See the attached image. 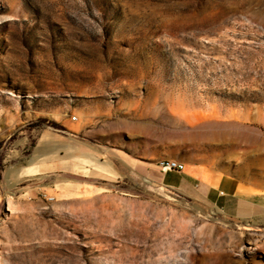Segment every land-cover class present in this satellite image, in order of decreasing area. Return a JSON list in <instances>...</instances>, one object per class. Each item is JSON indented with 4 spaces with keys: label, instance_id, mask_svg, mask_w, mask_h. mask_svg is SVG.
Here are the masks:
<instances>
[{
    "label": "rangeland",
    "instance_id": "374dc122",
    "mask_svg": "<svg viewBox=\"0 0 264 264\" xmlns=\"http://www.w3.org/2000/svg\"><path fill=\"white\" fill-rule=\"evenodd\" d=\"M166 157L264 177V0H0V264H264Z\"/></svg>",
    "mask_w": 264,
    "mask_h": 264
},
{
    "label": "crops",
    "instance_id": "0c3cea01",
    "mask_svg": "<svg viewBox=\"0 0 264 264\" xmlns=\"http://www.w3.org/2000/svg\"><path fill=\"white\" fill-rule=\"evenodd\" d=\"M234 132L226 135L240 136L234 124ZM176 172V171H175ZM169 172L164 174L167 185L182 187L194 182L206 193L207 198L215 202L228 216L234 218H252L264 212V177L259 174H247L243 171L215 172L205 166L189 164L176 182L167 181Z\"/></svg>",
    "mask_w": 264,
    "mask_h": 264
},
{
    "label": "built area",
    "instance_id": "2783aa9c",
    "mask_svg": "<svg viewBox=\"0 0 264 264\" xmlns=\"http://www.w3.org/2000/svg\"><path fill=\"white\" fill-rule=\"evenodd\" d=\"M158 165L165 173L169 171L183 172L186 168V165L180 163V159H173L172 157L160 159Z\"/></svg>",
    "mask_w": 264,
    "mask_h": 264
},
{
    "label": "bare ground",
    "instance_id": "6f19581e",
    "mask_svg": "<svg viewBox=\"0 0 264 264\" xmlns=\"http://www.w3.org/2000/svg\"><path fill=\"white\" fill-rule=\"evenodd\" d=\"M206 130V129H205ZM192 132V131H191ZM213 133H217L218 134V136H220L221 137V130H218V131H214ZM228 133V132H227ZM224 134V133H223ZM189 135H192V134H189ZM215 135V134H214ZM217 136V137H218ZM173 159H177V158H174V157H172ZM180 163L182 164V165H186V163L184 162V161H182V160H180ZM246 227V226H245Z\"/></svg>",
    "mask_w": 264,
    "mask_h": 264
}]
</instances>
